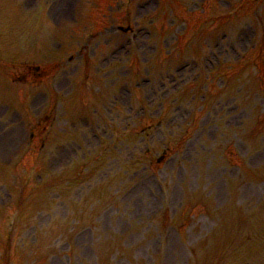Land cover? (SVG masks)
<instances>
[{
    "label": "rangeland",
    "instance_id": "374dc122",
    "mask_svg": "<svg viewBox=\"0 0 264 264\" xmlns=\"http://www.w3.org/2000/svg\"><path fill=\"white\" fill-rule=\"evenodd\" d=\"M0 8V224L21 209L8 218L12 263L264 264L252 254L264 238V172L253 174L264 169V0ZM53 64L40 85L10 82Z\"/></svg>",
    "mask_w": 264,
    "mask_h": 264
}]
</instances>
